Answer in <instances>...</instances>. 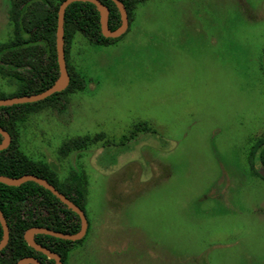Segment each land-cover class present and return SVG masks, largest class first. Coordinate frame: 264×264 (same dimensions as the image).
<instances>
[{
	"label": "rangeland",
	"instance_id": "rangeland-1",
	"mask_svg": "<svg viewBox=\"0 0 264 264\" xmlns=\"http://www.w3.org/2000/svg\"><path fill=\"white\" fill-rule=\"evenodd\" d=\"M68 46L83 89L19 126L29 157L85 181L88 232L65 264H264L249 158L264 135V0H142L113 42L74 32ZM19 91L0 76V98Z\"/></svg>",
	"mask_w": 264,
	"mask_h": 264
},
{
	"label": "trees",
	"instance_id": "trees-1",
	"mask_svg": "<svg viewBox=\"0 0 264 264\" xmlns=\"http://www.w3.org/2000/svg\"><path fill=\"white\" fill-rule=\"evenodd\" d=\"M63 1H11L12 36L7 42L0 44V76L8 77L19 84L20 91L14 97L38 94L49 88L59 77L55 35L57 11ZM98 1L108 8V28L115 30L121 24L116 6L111 0ZM119 1L127 11L129 23L135 3L142 0ZM74 32L81 33L90 42L97 44H108L118 38L110 39L102 35L99 13L93 4L75 2L66 8L63 39L66 66L70 76L69 84L64 91L36 103L0 107V127L11 136L10 145L0 151V176L19 178L23 175H34L42 178L85 214L84 179L71 176L68 182H61L55 169L46 162L33 160L19 144V126L27 120V114L36 110L35 105L47 103L57 96L83 89V79L67 63L68 45ZM1 140L0 136V142ZM84 145L85 139L65 142L61 147V153H67L72 148L80 149ZM263 146L264 135L255 140V145L249 154L251 168L258 176L255 163L264 165ZM0 211L9 228L8 243L0 251V264H16L18 260L25 257L38 259L42 264H54L52 259L35 251L26 243L23 238L25 231L32 227H43L61 233L74 234L80 229L79 217L48 190L34 182H26L17 187L0 184ZM83 239L84 237L79 241L71 242L47 235H35L36 243L58 254L62 264H65L70 250L80 245Z\"/></svg>",
	"mask_w": 264,
	"mask_h": 264
},
{
	"label": "water",
	"instance_id": "water-1",
	"mask_svg": "<svg viewBox=\"0 0 264 264\" xmlns=\"http://www.w3.org/2000/svg\"><path fill=\"white\" fill-rule=\"evenodd\" d=\"M116 6L119 15L121 24L115 30H110L108 28V16L109 10L98 0H64L58 8L57 11V28L55 35V49H56V59L57 66L59 71V77L57 80L46 90L33 95H25L21 97H11L0 99V107L1 106H11L18 104H28V103H36L42 101L56 93H60L66 89L69 84L70 76L66 66L65 54H64V15L66 8L75 2H88L93 4L96 7V10L99 13V23L100 30L104 37L114 39L124 34L128 27V15L124 5L119 0H111ZM0 136L2 140L0 142V151L5 150L11 143V136L7 131L0 127ZM256 170L259 176L264 179V165L258 163L256 165ZM26 182H34L44 189L48 190L52 195H54L62 204H64L67 208L73 211L80 220V229L77 233L69 234V233H61L57 231H53L48 228L43 227H32L25 231L23 238L26 243L33 248L35 251L42 253L47 258L52 259L54 264H62L61 257L52 252L51 250L39 245L35 241V235H47L54 237L56 239L66 240V241H79L81 240L88 229V221L84 212L72 203L67 197H65L62 193H60L54 186L48 183L46 180L39 178L34 175H23L19 178H9L5 176H0V184H4L7 186L17 187ZM0 226L2 229V239L0 240V251L7 245L9 239V228L8 224L0 211ZM16 264H42L38 259L33 257H25L17 261Z\"/></svg>",
	"mask_w": 264,
	"mask_h": 264
}]
</instances>
